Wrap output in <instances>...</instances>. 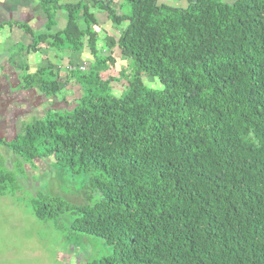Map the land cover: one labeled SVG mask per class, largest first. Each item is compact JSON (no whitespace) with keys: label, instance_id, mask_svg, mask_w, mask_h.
<instances>
[{"label":"trees","instance_id":"obj_1","mask_svg":"<svg viewBox=\"0 0 264 264\" xmlns=\"http://www.w3.org/2000/svg\"><path fill=\"white\" fill-rule=\"evenodd\" d=\"M113 1L40 0L66 12L50 44L73 53L85 42L92 62L66 77L80 89L71 107L4 144L19 173L50 160L81 178L75 204L33 198L35 219L75 248L84 237L110 248L79 264H264V0ZM87 3L121 28L104 49ZM49 75L28 80L46 97L58 88ZM1 164L5 196L16 177Z\"/></svg>","mask_w":264,"mask_h":264},{"label":"crops","instance_id":"obj_2","mask_svg":"<svg viewBox=\"0 0 264 264\" xmlns=\"http://www.w3.org/2000/svg\"><path fill=\"white\" fill-rule=\"evenodd\" d=\"M56 1L59 5L79 2ZM87 6L95 18V23L89 27L96 35V49H104L103 41L113 32V25L106 13L97 12L90 3ZM99 15L102 16L98 22ZM48 19L52 20L51 29L47 28ZM65 27L66 12L63 9L46 6L40 0H0V142L14 140L22 129L21 124L25 125L37 117V108L43 107L38 120L34 121H39L46 110L64 111L79 98V87L66 77L79 67L91 64L86 43L83 42L81 51L70 53L56 50L50 44L51 38H45L62 32ZM98 30L103 33L102 39L96 34ZM36 39H41V42L34 47ZM42 70L48 71L50 78L55 77L58 88L53 96H44L33 83L28 82L29 77Z\"/></svg>","mask_w":264,"mask_h":264},{"label":"rangeland","instance_id":"obj_3","mask_svg":"<svg viewBox=\"0 0 264 264\" xmlns=\"http://www.w3.org/2000/svg\"><path fill=\"white\" fill-rule=\"evenodd\" d=\"M96 1L106 3L109 0ZM159 2L175 8H184L186 4L184 0H159ZM113 5L116 8L118 0H114ZM97 12H101L102 15L105 13L103 9H97ZM102 15L97 17L98 22ZM112 31L109 37L116 40L121 28L113 25ZM96 34L102 39V31L98 30ZM121 66H126L125 60L118 59L115 67L119 69ZM142 81L148 88H159L155 79L143 78ZM119 93L120 87L114 86L113 95L118 96ZM64 95H67L66 92ZM40 109L43 107L37 108L41 111ZM39 111L37 117L27 121L25 125L38 120ZM43 113L45 116L46 113L53 111L46 110ZM25 125L21 124V127ZM7 142L9 143L8 140L4 141L5 144ZM4 143L0 142V162L3 163L1 165L5 171L15 175L16 184L14 191L10 189V194L0 196V264H79L85 259L98 260L109 255L110 248L94 238L84 237L77 248L73 247V238L64 230L57 231L51 223H42L33 215L31 201L37 195L75 204L76 200H80L81 178L70 176L69 173L56 172L51 165L49 166L50 160L37 162L36 167L32 169L24 167L25 172L19 173L20 166L12 164L9 159L12 157ZM62 226L64 227L65 224Z\"/></svg>","mask_w":264,"mask_h":264},{"label":"built area","instance_id":"obj_4","mask_svg":"<svg viewBox=\"0 0 264 264\" xmlns=\"http://www.w3.org/2000/svg\"><path fill=\"white\" fill-rule=\"evenodd\" d=\"M84 70V67H79L78 68V71H83Z\"/></svg>","mask_w":264,"mask_h":264}]
</instances>
